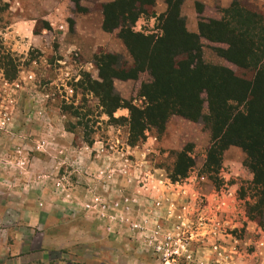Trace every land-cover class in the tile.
I'll return each mask as SVG.
<instances>
[{
  "label": "rangeland",
  "instance_id": "374dc122",
  "mask_svg": "<svg viewBox=\"0 0 264 264\" xmlns=\"http://www.w3.org/2000/svg\"><path fill=\"white\" fill-rule=\"evenodd\" d=\"M59 1L0 0L3 264H161L155 246L167 236L181 238L216 264H264V217L260 224L247 213L256 191L244 150L230 146L218 164L208 162L210 129L177 115L162 130L150 128L145 140L134 145L127 106H145L141 90L151 75L114 79L109 92L122 101L121 108L105 107L95 90L105 84L97 61L115 56L119 70L134 64L121 29L76 32L69 23L72 35L66 40L46 36L45 18ZM62 1L71 11L76 0ZM248 1L264 9V0H242ZM89 2L99 11L106 5ZM156 2L134 32L160 34L167 7L164 0ZM216 9L217 15L209 14L198 2L199 26L221 20L225 9L218 3ZM181 17L189 33L200 34V29L188 30L182 9ZM25 18L38 19L36 36L28 40L31 49H22L21 38L5 35ZM202 45L208 64L252 78L216 51L228 45L206 39ZM64 102L74 106L71 112L79 118L64 112ZM177 169H184L185 177Z\"/></svg>",
  "mask_w": 264,
  "mask_h": 264
},
{
  "label": "trees",
  "instance_id": "16d2710c",
  "mask_svg": "<svg viewBox=\"0 0 264 264\" xmlns=\"http://www.w3.org/2000/svg\"><path fill=\"white\" fill-rule=\"evenodd\" d=\"M185 1L165 0L168 9L160 18L158 35L133 30L140 18L155 7L156 0H115L104 5V30L110 33L121 29L120 37L134 64L119 70L113 62L115 56L101 58L97 66L99 78L105 84H97L95 90L101 92L105 107L113 106L111 111L117 110L122 101L111 98L109 88L113 80L137 79L142 73L151 75L152 81L142 85L141 90L145 106H127L134 145L145 140V132L150 128L162 130L177 115L204 122L210 129L213 143L208 162L218 164L230 146L241 147L256 191V200L247 213L261 224L264 217V9L250 1L234 0L222 11L221 20L201 23L200 34H191L181 17ZM198 12L202 13V6ZM202 39L228 45L227 49L216 51L245 73H252V78L240 77L224 66L208 64ZM72 109H75L73 105L64 102V112L79 118V113L72 114ZM180 159L190 161L186 155ZM176 174L185 177L186 171L177 169Z\"/></svg>",
  "mask_w": 264,
  "mask_h": 264
},
{
  "label": "crops",
  "instance_id": "0c3cea01",
  "mask_svg": "<svg viewBox=\"0 0 264 264\" xmlns=\"http://www.w3.org/2000/svg\"><path fill=\"white\" fill-rule=\"evenodd\" d=\"M115 0H103V3L109 4L114 2ZM163 1V0H162ZM234 0H187L182 6V15L189 20L190 26H188V30L190 32L198 33L199 32V24H198V13L196 11V5L198 2H201L205 6V10L207 13H214L217 15L216 3L220 5L222 9H228ZM263 1V0H261ZM165 2V0H164ZM63 4V5H61ZM74 7L69 11L68 6L65 7V4L62 0H60L55 9L50 13V15L44 20L47 21L48 30L44 32L50 34L53 38L60 37L62 41L66 40L68 37H71V28L72 24L76 28V32H84L83 29L85 27L86 32H104V21L105 17L103 14V10H96L95 7L92 8L89 0H76L74 1ZM165 5L168 9V6L165 2ZM60 6V7H59ZM64 6V7H63ZM166 9V8H165ZM166 9V11H167ZM74 10V11H72ZM188 12V13H187ZM73 20V21H72ZM37 18H25L24 22L18 23L17 25L12 24V27L5 33L7 37L18 39L21 38V46L22 49H31V43L28 40H31V37L36 36L34 30L37 23ZM83 28L81 29V26ZM3 32H0L2 34ZM45 36V35H44ZM87 47L92 46L90 42H82ZM67 45L63 44V47L66 48ZM18 49V44L15 46ZM64 48V49H65ZM74 50L82 51L78 46L73 44ZM86 50V47H83ZM4 262L0 258V264ZM70 264H78V263H70Z\"/></svg>",
  "mask_w": 264,
  "mask_h": 264
},
{
  "label": "built area",
  "instance_id": "2783aa9c",
  "mask_svg": "<svg viewBox=\"0 0 264 264\" xmlns=\"http://www.w3.org/2000/svg\"><path fill=\"white\" fill-rule=\"evenodd\" d=\"M99 201V199H97ZM201 226L205 225L200 221ZM156 252L160 255L161 264H216L211 258H201L191 250L189 244L181 238L167 236L156 244ZM218 250V248H215ZM226 264H230L228 261Z\"/></svg>",
  "mask_w": 264,
  "mask_h": 264
}]
</instances>
